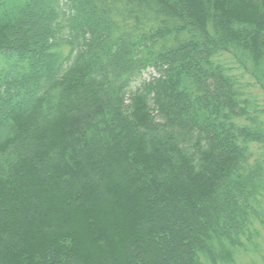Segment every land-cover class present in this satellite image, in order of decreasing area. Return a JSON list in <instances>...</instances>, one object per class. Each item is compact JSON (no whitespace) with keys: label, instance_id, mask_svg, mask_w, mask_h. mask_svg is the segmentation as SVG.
I'll return each instance as SVG.
<instances>
[{"label":"trees","instance_id":"trees-1","mask_svg":"<svg viewBox=\"0 0 264 264\" xmlns=\"http://www.w3.org/2000/svg\"><path fill=\"white\" fill-rule=\"evenodd\" d=\"M225 60L264 94V0H0V264H236L264 119Z\"/></svg>","mask_w":264,"mask_h":264},{"label":"rangeland","instance_id":"rangeland-1","mask_svg":"<svg viewBox=\"0 0 264 264\" xmlns=\"http://www.w3.org/2000/svg\"><path fill=\"white\" fill-rule=\"evenodd\" d=\"M226 62L228 60H225ZM228 66H233L231 72L238 76L240 81L241 90L243 91V94L248 99L247 104L249 105V109L252 113H255L256 110L259 112H262V118L264 119V94L262 90L255 84V82L242 70L238 69L236 65L232 62L226 63ZM152 74L154 73L152 70L150 71ZM150 77V73H146L144 75L145 79H148ZM174 216V215H172ZM176 222L175 224L180 225L185 224V228H187V220L182 223L180 220L175 217ZM191 228V227H188ZM190 229H186V232H189ZM255 242V243H254ZM253 242V244L249 245L248 252H240L237 256L236 264H264V229H261L260 236ZM155 256L153 258H158L160 263L158 264H173L174 260H178L179 255L174 253L173 256H168V259L164 263L163 258H161L159 250L155 248V251L153 252ZM170 255V254H169ZM156 259H153L155 261ZM154 263V262H153Z\"/></svg>","mask_w":264,"mask_h":264}]
</instances>
